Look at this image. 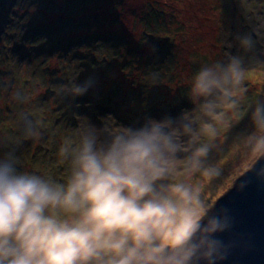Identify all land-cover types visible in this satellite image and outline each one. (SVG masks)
Segmentation results:
<instances>
[{"label": "clouds", "instance_id": "9594fccd", "mask_svg": "<svg viewBox=\"0 0 264 264\" xmlns=\"http://www.w3.org/2000/svg\"><path fill=\"white\" fill-rule=\"evenodd\" d=\"M262 43L264 32L234 33L225 56L192 77L193 106L176 114L100 127L84 118L56 153L65 165L63 182L23 170L13 151L0 153V264L226 260L230 246L221 236L231 225L213 215L219 203L212 207L209 192L201 195L176 180L197 172L209 181L219 175L222 161L215 168H203L202 162L210 143L220 140L217 126L232 127L229 121L244 110L247 77L264 67V60L246 59ZM92 86L89 78L61 86L57 94L82 97ZM24 119L26 138H36L33 121ZM246 119L238 131L243 155L234 171L248 164V173L264 186V97L248 105ZM247 176L239 177L241 189L252 182L242 179Z\"/></svg>", "mask_w": 264, "mask_h": 264}, {"label": "rangeland", "instance_id": "374dc122", "mask_svg": "<svg viewBox=\"0 0 264 264\" xmlns=\"http://www.w3.org/2000/svg\"><path fill=\"white\" fill-rule=\"evenodd\" d=\"M46 1L0 0V153H15L17 146L26 143L25 147L21 146L24 149L29 147L20 155L21 168L25 171L30 168L59 182L65 178V165L59 163L56 155L59 144L73 134L84 118L98 127L104 123L115 126L142 120L145 115L159 118L166 112L176 114L180 108H190L193 105L188 99V89L200 67L222 59L227 51L225 43L234 33L264 32V0H183L180 3L177 0H117L120 5L114 8L112 19H116V24L113 27H107L108 22L96 24L89 18L92 13L89 9L75 7L77 1L83 0ZM50 2L56 8L57 5H66L73 21L84 20L87 23L75 29L76 34L86 33L84 36L87 37L77 42L79 45L74 49L79 52L69 54L67 60L50 61L49 46L43 42V28H47L42 22L48 18L46 10ZM213 4L222 14L207 12ZM223 4L228 20L223 14ZM163 16L174 21V29L170 31L176 40H169L172 43L169 50L161 54L154 64L163 66L161 70L137 72L133 64L125 63V51L111 45L110 38H113L114 31L124 29L136 40L144 38V32L148 31V42L168 41V33L161 27L165 22ZM180 26L184 34L179 32L177 27ZM71 29L69 27L62 37L68 39L72 35ZM96 35L105 39L104 46L95 48L92 38ZM29 43L34 45L31 52H38L33 62L26 60L30 52ZM233 43L236 44L235 41ZM21 46L22 50L13 52L15 47L19 49ZM261 47L264 43L256 46L257 50L248 55L246 63L264 60ZM89 52H95L97 58L89 54L78 61L81 63L77 68L67 70L72 55L79 54L80 57ZM61 67H64L62 71ZM89 78L93 80L90 89L103 93L104 97L96 96L93 101L87 96L90 100L84 98L78 102V97L66 91L57 94L61 86L71 87ZM245 87L247 94L241 100L244 110L229 121L232 127L217 126L220 140L210 143V151L202 162L203 168H215L222 161L219 175L209 181L197 172L180 175L176 180L201 195L209 192L212 207L230 192L239 177L249 171L248 164L234 171L243 155L239 149L243 137L238 131L247 125L248 105L264 97V67L257 66L249 73ZM113 88L120 93H111ZM17 93L20 99L16 98ZM87 94L91 93L88 91ZM100 99L103 102H99ZM24 117L31 119L38 129L36 138H26L28 124ZM45 136L48 137L44 140ZM37 144L42 147L36 148Z\"/></svg>", "mask_w": 264, "mask_h": 264}, {"label": "trees", "instance_id": "16d2710c", "mask_svg": "<svg viewBox=\"0 0 264 264\" xmlns=\"http://www.w3.org/2000/svg\"><path fill=\"white\" fill-rule=\"evenodd\" d=\"M179 3L180 1L183 0H177ZM45 2H47L45 0ZM74 2V1H72ZM78 5H76L75 7H79L80 10L82 8L84 9H89L92 13L91 16L89 18H92L94 20V22L96 24L102 25L104 23L102 22H108L106 24L107 27H113L116 24V19L113 20L112 18L115 15V7L120 5L119 2H117V0H83V1H77ZM74 5V4H73ZM58 7L56 8L55 4H47V13H48V18H46L42 24H46L47 30L45 28H43L44 33H45V39H44V45L45 46H49V50L47 51V53L49 54V58L50 61H60L61 59H66L68 58L69 54L73 53V52H79L78 49H74V47H77L79 45V42L82 38L83 40H85V38L87 36H84L85 34H81L78 35L75 33V29L80 25V27H83L85 25H87V23L84 20H80L79 22H75L72 20L68 8L66 7V5H57ZM223 9H224V4L222 5ZM93 9V11H92ZM110 9H113V12L110 11ZM209 12H214V13H220L222 14V11H219V9L213 4L211 5V8ZM163 13V12H162ZM166 15V13H164ZM223 14H225L227 16V20H228V12L226 9H224ZM163 20H165L164 22V26L162 25L161 27H164V31H166L168 33V41H165L163 43H160L158 41H149V37H150V33L147 31V33L144 32V38H142L141 40H136V38L129 34H126V32L124 31V29L122 30H118V31H114L113 33V38H110V40H112V44L114 45L116 48H119L121 52H123V50L125 51V63L128 62V64H133V68H136L137 72H140V70L147 71V69H152L153 71H159L161 70V68L163 66H156L154 65L158 59L159 56H161V54H165L167 52L168 46H170L169 40H176L175 37H172V31L174 29V21L173 20H167L164 16H163ZM150 21V20H149ZM71 27L73 29H71V33L72 35H70L67 38L62 37L64 35V33L68 30V28ZM179 32H182V26L177 27ZM183 33V32H182ZM184 34V33H183ZM92 40H94L95 42V48H98L99 46H104L105 44V39L102 38L100 35H96V37ZM99 41V42H98ZM77 43V44H75ZM29 47H30V52L28 54V57L26 58L27 61L29 62H33L34 56L38 53L37 51L35 52H31V50L34 48V45H31L29 43ZM144 47H146V49L144 50ZM38 49V48H37ZM123 49V50H122ZM17 50H22V46L19 49H15L13 50L14 53H16ZM39 50V49H38ZM98 52V51H95ZM95 52H89V54H93L94 57L95 56ZM81 54V53H80ZM76 55H72L71 59L67 65V70H69L70 68L73 67H78V65H80V63L77 62V60L79 57H77L76 59H73ZM79 56V55H78ZM48 58V59H49ZM84 58H87V56H84L82 58V60H84ZM97 58V57H96ZM90 61L92 60V58L89 59ZM137 64V65H136ZM64 67H61L60 70L62 71ZM90 69V68H89ZM93 69V68H92ZM59 70V71H60ZM102 71H106L105 69H101ZM86 73H88V70L85 71ZM89 76V75H88ZM87 76V77H88ZM89 92L91 94H85L82 97H79V100L82 101L83 98H87L88 100H90V98H88L87 96H90L93 98L96 96L101 95V97H104L103 93H96L94 91H92L91 89H89ZM113 92H117L120 93V91L117 88H113L111 90V93ZM111 95V94H110ZM154 97V95H153ZM155 98V97H154ZM99 102H103V99H100ZM97 102V103H99ZM148 102V101H146ZM155 102V101H153ZM96 103V102H95ZM68 106V105H67ZM118 109V107H117ZM26 144V143H25ZM27 145V144H26ZM36 148L38 147V144L35 146ZM22 155V154H20Z\"/></svg>", "mask_w": 264, "mask_h": 264}, {"label": "water", "instance_id": "95a60500", "mask_svg": "<svg viewBox=\"0 0 264 264\" xmlns=\"http://www.w3.org/2000/svg\"><path fill=\"white\" fill-rule=\"evenodd\" d=\"M248 172L242 179L252 182L241 189L238 179L213 211L222 223L231 225L221 236L230 246L227 259L217 264H264V186Z\"/></svg>", "mask_w": 264, "mask_h": 264}, {"label": "flooded vegetation", "instance_id": "af4514ba", "mask_svg": "<svg viewBox=\"0 0 264 264\" xmlns=\"http://www.w3.org/2000/svg\"><path fill=\"white\" fill-rule=\"evenodd\" d=\"M23 147H25V145H24ZM20 148H22V147H20ZM20 148H18V151L15 152V154L18 155L19 159H20V157H21L20 154L23 155V153H25V151L27 150V148H26V149H24V148L20 149ZM0 150H1V149H0ZM1 151H2V150H1Z\"/></svg>", "mask_w": 264, "mask_h": 264}, {"label": "bare ground", "instance_id": "6f19581e", "mask_svg": "<svg viewBox=\"0 0 264 264\" xmlns=\"http://www.w3.org/2000/svg\"><path fill=\"white\" fill-rule=\"evenodd\" d=\"M79 81H81L82 82V80L80 79ZM20 149H22V148H20Z\"/></svg>", "mask_w": 264, "mask_h": 264}]
</instances>
